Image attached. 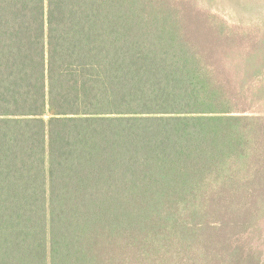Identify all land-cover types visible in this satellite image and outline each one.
<instances>
[{"label": "trees", "instance_id": "1", "mask_svg": "<svg viewBox=\"0 0 264 264\" xmlns=\"http://www.w3.org/2000/svg\"><path fill=\"white\" fill-rule=\"evenodd\" d=\"M156 1L0 0V264H136L170 236L250 264L227 250L261 178L231 170L261 129Z\"/></svg>", "mask_w": 264, "mask_h": 264}, {"label": "rangeland", "instance_id": "2", "mask_svg": "<svg viewBox=\"0 0 264 264\" xmlns=\"http://www.w3.org/2000/svg\"><path fill=\"white\" fill-rule=\"evenodd\" d=\"M159 2L156 1L155 8L168 16V21L172 18L170 26L178 22L181 35L194 47L202 74L213 87L229 94V106L235 109L233 115L245 116L250 128L261 129L260 140L249 139L246 143L244 165L231 170L233 174L246 171L248 175L258 170L261 181L252 187L249 184L246 189L250 199L256 202L250 208L254 212L249 222L230 229L238 230V234L232 238L235 249L227 251H233L228 254L232 260L249 258L250 264H264V0ZM235 207L228 206V211ZM217 212L230 217L224 207H218ZM206 220L208 227L196 224L199 227L195 228L196 235L214 234L219 221ZM172 239L170 236L157 242L156 248L134 249L135 263L212 264L210 254L217 250H174L170 248Z\"/></svg>", "mask_w": 264, "mask_h": 264}]
</instances>
